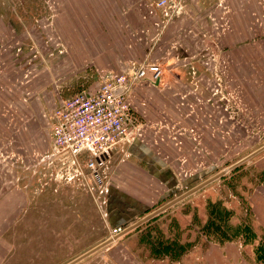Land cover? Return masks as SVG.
Segmentation results:
<instances>
[{"label":"rangeland","instance_id":"rangeland-1","mask_svg":"<svg viewBox=\"0 0 264 264\" xmlns=\"http://www.w3.org/2000/svg\"><path fill=\"white\" fill-rule=\"evenodd\" d=\"M106 2L0 0V264H64L112 237L108 213L130 222L168 202L71 264H264V0H239L237 12L209 1L203 40L170 44L151 22L136 49L126 27L107 30ZM116 2L122 15L129 0ZM55 17L98 53L69 56ZM106 49L110 66L128 64L129 126L141 135L112 151L100 179H68L44 156V113L111 70ZM143 62L160 66L158 80L130 77Z\"/></svg>","mask_w":264,"mask_h":264},{"label":"built area","instance_id":"built-area-1","mask_svg":"<svg viewBox=\"0 0 264 264\" xmlns=\"http://www.w3.org/2000/svg\"><path fill=\"white\" fill-rule=\"evenodd\" d=\"M153 1L159 16L157 23L161 26L171 19L184 0ZM221 2L218 0L219 4ZM128 72L129 69L108 71L109 75L101 77L93 93L88 95L78 91L59 99L54 106L49 135L55 147L53 151L69 152L66 162H61L66 167L68 179L85 174L100 179L99 172L106 165L111 150L123 148L124 151L128 142L141 135L140 127L133 129L129 126L131 105L127 90L131 80ZM160 74L161 68L157 63L143 62L133 67L130 77L153 83ZM80 150L86 151L87 155L79 157ZM60 170L58 168L55 174ZM109 229L110 236L123 230L119 225Z\"/></svg>","mask_w":264,"mask_h":264},{"label":"crops","instance_id":"crops-1","mask_svg":"<svg viewBox=\"0 0 264 264\" xmlns=\"http://www.w3.org/2000/svg\"><path fill=\"white\" fill-rule=\"evenodd\" d=\"M107 1L105 6H102V12L104 11V16L105 18L103 19V22L108 26V31L110 29V25L111 24H115L120 26L122 29H124V27H126L129 31V38L133 40V46L134 48H139L142 46L141 42L142 39L144 38V35H142L143 29L145 27H148L150 25L151 28V22H153V24L155 25V27L158 26L157 23V18L154 16V14H156L157 16V12H156V8L154 5V1L150 0L149 1V8L148 10H145L144 12L143 7L140 4H143L144 2L146 3V5H148V1L147 0H129V5H124L122 6V15L117 14L119 11V6H117V2L116 0H105ZM209 1L211 2V0H184L182 2V4L180 6H178L179 8L176 9L173 12V15L171 17L170 20H168V22L164 25L159 26L160 27V33L164 36V40H166V42L171 41V43H174V41H180L183 38L187 37V40H190L191 38V34L192 35H196L197 38L203 40L205 39L209 32H210V23L208 20L209 14L211 12V8L209 7ZM213 3V1L211 2ZM229 3L232 5H234V8L237 12V10L240 8L241 4L239 2V0H229ZM252 6H256L258 7V3H253ZM100 9H97V11H99ZM234 10V11H235ZM247 10V15L249 14V10L251 11V5H248L246 7ZM143 12V13H142ZM238 16V15H236ZM102 17V16H101ZM234 22L236 21L235 19V13H234ZM247 21H248V17H247ZM251 21L248 22V24H250ZM247 24V25H248ZM61 23L59 25V18L55 17V32L58 33L60 35V37L62 38V40H64L65 45L67 46V54L70 56H75V55H95L98 53V51H96V48L99 47V44H95V47L92 43H89L86 39L84 38H78L75 39L73 34L74 31L72 28H70L69 32V36H66V34H62V30H61ZM78 33V32H77ZM101 39H104V37L102 36ZM78 40V41H77ZM80 40V42H79ZM109 40V38H108ZM115 44V42H109V45L111 44ZM78 44L80 46L83 47V49L78 47ZM169 44V45H170ZM102 45V44H101ZM117 46H120V49H124V44L121 42H117ZM108 50V49H106ZM64 55V53H62ZM58 55L56 56V59H62L63 55ZM66 54V55H67ZM102 55L105 57L103 60L102 65L100 66H105L110 68L111 70H107L104 71L101 76L99 77L98 80H95L94 83H87L85 86L81 87L79 90L75 91V92H82L85 94H91L94 92V90L96 89L98 82L100 81L101 77L104 75H109L107 74L108 71H112V69L115 68H121L123 70L127 69L128 64H124L121 60L116 59V61L113 63V67L110 66L111 61L113 57L116 56V53L113 56H110L109 50L107 51V53H102ZM131 56H134L131 55ZM124 59H127L124 58ZM108 63V64H107ZM73 92V93H75ZM72 93V94H73ZM71 94V95H72ZM70 96V95H69ZM53 101H52V105L49 108L48 111H46L44 113V117L45 119H47V132L46 134L48 135L46 138V146H44V152H46L45 156L48 158V160L50 162H62L63 160L67 159L69 157V152L66 150H59L57 152L53 151L55 149L50 135H49V123L52 119V111L54 106L57 104L56 99H54V96L52 97ZM56 101V102H55ZM141 145V143L138 142H133L132 144H130L129 146H127V149L130 151H132L133 149L139 147ZM264 147V145H262ZM261 146V147H262ZM259 147V149L261 148ZM53 151V152H52ZM114 150H111V153H109V156L107 158V162L111 159V155L113 154ZM50 152H52L50 154ZM79 152V157L83 158L87 155V152L84 150H80ZM131 154V153H130ZM119 183L122 184V180L119 181ZM118 183V184H119ZM111 189V187H110ZM110 208L112 209L111 205ZM107 225L110 223L111 225L113 224H125L126 226L131 224L134 221H126V218H123L121 216H115L114 213L112 214L110 212V214L108 213L107 216ZM92 247V246H91Z\"/></svg>","mask_w":264,"mask_h":264},{"label":"water","instance_id":"water-1","mask_svg":"<svg viewBox=\"0 0 264 264\" xmlns=\"http://www.w3.org/2000/svg\"><path fill=\"white\" fill-rule=\"evenodd\" d=\"M262 147H263V146H262ZM258 149H259V148H257L256 150H253L251 153L247 154L246 156L251 155L253 152L257 151ZM246 156H244V157H246ZM244 157H242V158L238 159L237 161H235L234 163H232L231 166H233V165H235L236 163H238V162H239L240 160H242ZM226 169H227V168H222L219 172H217L216 174H214L212 177L207 178V180H205L204 182H202V183H200V184L194 186V187H193L192 189H190L189 191H192V190L198 188L201 184L205 183L206 181H208V180L214 178L215 176H218V175L222 174L224 171H226ZM179 197H181V196H178L177 198H179ZM177 198H176V199H177ZM174 200H175V199H174ZM170 203H171V202H170ZM168 204H169V202L166 203V204H164L163 206L159 207L158 209H156V210L150 212L149 214H146V215H144L143 217H141V218L135 220V221L132 222L131 224H129V225H127L126 227H124L123 230H122L120 233H122V232L128 230L129 228H131V227L137 225L138 223H140L141 221H143L144 219H146L147 217H149L150 215H152L153 213H155L156 211H158L159 209H161L162 207H164V206H166V205H168ZM115 236H116V235H114V236H112V237H110V238L104 239L103 241H101V242H99V243L93 245L92 247H90L89 249H87L86 251H84L83 253H81L80 255L74 257L73 259L69 260L68 262H66V263H64V264H71V263L75 262L76 260L82 258L83 256L89 254V253L92 252L93 250L97 249V248L100 247L101 245H103V244L109 242V240L112 239V238H114Z\"/></svg>","mask_w":264,"mask_h":264}]
</instances>
